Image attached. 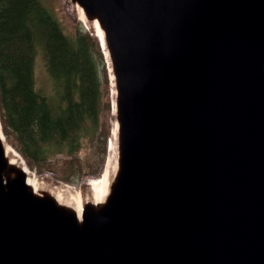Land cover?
<instances>
[{
  "label": "water",
  "instance_id": "1",
  "mask_svg": "<svg viewBox=\"0 0 264 264\" xmlns=\"http://www.w3.org/2000/svg\"><path fill=\"white\" fill-rule=\"evenodd\" d=\"M69 1L105 36L115 164L79 215L29 183L0 119V264H264V0ZM43 216L98 242L49 257ZM17 233L41 262L10 259Z\"/></svg>",
  "mask_w": 264,
  "mask_h": 264
},
{
  "label": "trees",
  "instance_id": "2",
  "mask_svg": "<svg viewBox=\"0 0 264 264\" xmlns=\"http://www.w3.org/2000/svg\"><path fill=\"white\" fill-rule=\"evenodd\" d=\"M39 55L53 82L48 94L36 84ZM106 77L103 54L89 32L68 34L42 0H0L1 120L28 161L61 155L74 165L83 136L101 118Z\"/></svg>",
  "mask_w": 264,
  "mask_h": 264
},
{
  "label": "rangeland",
  "instance_id": "3",
  "mask_svg": "<svg viewBox=\"0 0 264 264\" xmlns=\"http://www.w3.org/2000/svg\"><path fill=\"white\" fill-rule=\"evenodd\" d=\"M42 1L55 13L62 28L68 34L73 35L76 26L81 21L75 7L66 0ZM11 3V1H8L4 5L10 6ZM90 31L94 37H97L94 29H90ZM35 79L37 87L44 89L46 94L52 90L53 82L48 75L45 61L41 55H39L36 60ZM104 90L107 95L106 102L103 104L101 118L98 124L89 127V131L87 134L85 133L86 136H83L82 146L79 147L77 159L73 161L74 165L71 163L70 159H65L61 155H57V157L45 163L30 162L22 155L23 158L26 159L25 161L31 171L40 181H45L46 184H49L51 187L60 185L65 187V185H69L72 186V192L83 193L87 196L92 193V186L89 183L93 180L102 179L107 166L113 165L114 167L115 158L113 157L114 151L112 142L115 141L117 146L118 121L115 114L116 111L112 107L110 76L109 88L106 85ZM5 137L7 143L18 150L11 138ZM80 164L83 166V169H79ZM69 171L70 173L67 174Z\"/></svg>",
  "mask_w": 264,
  "mask_h": 264
},
{
  "label": "bare ground",
  "instance_id": "4",
  "mask_svg": "<svg viewBox=\"0 0 264 264\" xmlns=\"http://www.w3.org/2000/svg\"><path fill=\"white\" fill-rule=\"evenodd\" d=\"M97 32H98L97 34L101 38L102 37L101 32L98 29H97ZM112 145H113V142H112ZM113 148H114L113 157L115 158L116 148L115 147H113ZM6 151H7V154L9 155V157H11L14 161L15 160L22 161V157H21L20 153L13 146H11L10 144L9 145L6 144ZM22 164H24L25 169L27 171L29 183L33 187H35L36 189H44L43 185L46 184V182L40 181L39 178L35 176V174L27 167V165L25 163L22 162ZM109 166H107L102 179L93 180V181L90 182V184L92 186V192L94 193V195L92 197V200L100 201L106 195V193H107V185H108V182H109V177H110L111 168H112V165H109ZM108 170H109V172H108ZM71 187L66 186V185H65V187H62L61 185L60 186H54L53 188L56 191H51V192L59 200L63 201V203H68L69 205L73 206L77 210L79 215H80L81 214L82 205H83V202H84L83 193L82 194L81 193H74V192L71 191V189H72ZM45 188H49V187H45ZM112 207H115V205L107 207L106 209H109V208H112ZM49 219L50 218H48V216H43L42 217V220H41L42 223L41 224L43 225L44 229H43L42 232H40V236L43 237L42 241L45 242L46 244H47V242H49L51 244L50 249L46 252V255L49 256V257H51L52 255H55L56 253H59V255H64V253L65 254L66 253L69 254L71 252H79V251H81L83 249H86L85 247H88L89 249H91L92 245H94V244H96L98 242L92 236H89L87 238V240L84 241V242L78 239V238H80V236L78 238L74 237V241H73V237H72V239L69 240L67 238V236L65 235L64 231H63L64 228L61 227L59 222H58V225H57L56 222H54V221L50 222ZM61 224H63V223H61ZM7 227H8L7 225L4 226V228H7ZM12 227L14 229V226H12ZM26 227L27 228L29 227L28 224L23 228V230H25ZM65 228H66V225H65ZM16 231H20V230H16ZM72 231H74V230L72 229ZM6 233H8V232H6ZM78 233H80V231H77V235H78ZM28 234H30V233H28ZM31 234H34V233H31ZM124 238H125V233H121V235L118 236V245H119V250L118 251L119 252H122L124 250V248H125V246H124ZM75 239L76 240L78 239L81 242V244H82V248L81 249H78V245H77V242H75ZM60 240H61V242H64L67 245V247L65 246L66 248L63 251L60 250V247L57 244V242H60ZM35 243H36V241H35ZM37 245H39V244H37ZM31 246H32V244H31ZM1 247H3V245H1ZM63 247H64V245H63ZM6 249L11 250L12 254L10 253L11 254L10 259L13 260V261L15 259H19V258H27V259L31 260L32 262H34V263H39V262L42 261V258L40 257L39 252L36 249H32V248L29 249L27 244H26V242H25V239L23 237H21V235L19 233H17V236L15 238H13L9 242V244L7 245ZM60 251H62V252H60ZM103 252H106V251H103ZM2 254H3V251H0V256ZM71 260L74 263V261L80 260V257H74ZM59 264H66V263H59Z\"/></svg>",
  "mask_w": 264,
  "mask_h": 264
}]
</instances>
